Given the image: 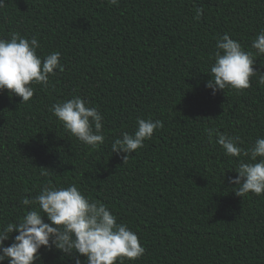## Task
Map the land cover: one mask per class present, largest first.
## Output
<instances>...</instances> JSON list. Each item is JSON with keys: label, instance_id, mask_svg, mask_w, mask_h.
Here are the masks:
<instances>
[{"label": "trees", "instance_id": "1", "mask_svg": "<svg viewBox=\"0 0 264 264\" xmlns=\"http://www.w3.org/2000/svg\"><path fill=\"white\" fill-rule=\"evenodd\" d=\"M261 29L264 0H5L0 39L35 37L37 55L59 52L63 70L46 87L32 83L28 102L0 91V224L32 210L20 201L44 185L75 184L138 235L145 254L124 264H264V194L240 197L229 182L249 157H229L208 136H238L245 150L264 137V85L252 77L215 95L205 86L225 33L264 72L251 47ZM73 96L103 117L98 148L50 111ZM138 118L164 126L124 160L111 144ZM39 255L35 264H75L54 247Z\"/></svg>", "mask_w": 264, "mask_h": 264}, {"label": "clouds", "instance_id": "2", "mask_svg": "<svg viewBox=\"0 0 264 264\" xmlns=\"http://www.w3.org/2000/svg\"><path fill=\"white\" fill-rule=\"evenodd\" d=\"M117 5L119 0H107ZM5 0H0V8ZM203 8L195 9L199 19ZM251 47L256 55H264V29L257 34ZM37 38L11 33L10 39H0V91L7 90L10 96H19L21 102H28L34 95L32 83L48 86L49 76L56 69L63 70L61 54L53 52L41 58L37 55ZM214 63L206 87L215 95L218 90L232 88L237 91L249 88L252 77L258 76V83L264 85V72L254 68L256 59L252 51L225 33L216 42ZM50 111L58 118L66 132L82 143L95 149L104 143L103 117L98 108L90 106L80 96H73L52 105ZM133 132H123L111 144L112 153L128 155L144 146L155 130L163 128L159 119L138 118ZM216 135V143L229 157H249L241 160L235 170L238 175L229 178L240 197L248 193L264 194V137H257L254 143L243 149L239 137L208 129V136ZM23 205H35L19 218L18 222L0 224V264H35L40 259L39 250L53 247L70 257L75 264H124L135 261L145 254L138 235L127 224L117 223V217L106 204L86 197L80 188L71 184L57 187L44 185L33 198H24ZM50 222H45L44 218ZM18 234L11 237L13 232ZM9 246L5 241L10 240ZM80 257L84 260L81 261Z\"/></svg>", "mask_w": 264, "mask_h": 264}]
</instances>
